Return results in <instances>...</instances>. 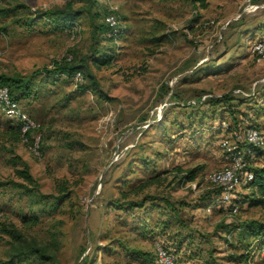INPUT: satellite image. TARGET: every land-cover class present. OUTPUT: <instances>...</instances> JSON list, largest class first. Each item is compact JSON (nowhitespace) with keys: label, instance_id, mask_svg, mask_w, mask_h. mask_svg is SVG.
<instances>
[{"label":"rangeland","instance_id":"1","mask_svg":"<svg viewBox=\"0 0 264 264\" xmlns=\"http://www.w3.org/2000/svg\"><path fill=\"white\" fill-rule=\"evenodd\" d=\"M228 3L0 0V74L39 71L16 100L35 118L41 152L0 108V264H149L132 251L155 258L157 242L177 264H264L257 251L237 260L258 237L242 223L264 222V203L248 200L254 187L236 186L235 213L206 209L220 189L208 175L234 166L243 131L256 125L264 137V60L250 50L264 38V0ZM68 7L82 10L69 25L47 14ZM109 13L117 37L104 30ZM94 51L114 57L96 66ZM65 60L82 65L80 80L47 72ZM261 149L247 165L264 163ZM23 164L34 182L22 188L9 181H23ZM195 166L182 180L177 168ZM62 183L68 196L56 204ZM145 195L154 198L127 206Z\"/></svg>","mask_w":264,"mask_h":264},{"label":"trees","instance_id":"2","mask_svg":"<svg viewBox=\"0 0 264 264\" xmlns=\"http://www.w3.org/2000/svg\"><path fill=\"white\" fill-rule=\"evenodd\" d=\"M200 7H205L207 5V0H195ZM0 12H2V9L0 8ZM82 13L81 9H74L71 7L68 8H63V9H54L51 11H48L47 14L49 17H51L53 19V22H55L57 25H69L71 23H73L75 21V19H77ZM104 24V30L107 33L108 31V26ZM100 28H103L100 26ZM96 52V53H95ZM94 55L91 56V61L94 65L96 66H101V65H106L107 63H109L114 55L111 52H107V51H94ZM81 66L79 64H74L71 63L70 61L65 60L62 63H58L57 65H55L54 67H52L51 69H48L47 72L50 74L53 73H63L66 74L68 76H72L74 75V73L76 71H80L82 76L83 73L81 71ZM39 71L34 70L30 75L28 76H21V75H3L0 74V85H6L9 88L10 94L11 96L14 94V92L18 93L17 96H13L14 99H18V97H26L28 95H30L33 91V77L36 73H38ZM95 91L98 92L97 89H95ZM101 94V92L99 93ZM220 99H216L215 101H218ZM256 126V125H255ZM16 137L17 139L20 141V129L18 124L16 123ZM248 146V145H247ZM251 150H253V152L258 156L263 154V150L261 148H251ZM19 158V157H17ZM249 158V154L248 152H245V159L248 160ZM14 166H16L15 161L13 159V163ZM253 173V178L247 183V187H254L251 195L248 197L249 203L251 205H258V204H262L264 203V163L262 165H257V166H248ZM201 169L200 166H195L192 168H187L185 170H180L177 168L178 171H180V173L182 174V180L184 181H192L195 179L197 172ZM15 175L18 178H21L23 181L22 182H17L14 180H10L9 182L13 183L15 186L18 187H25L27 185H31L34 182L33 177L31 176V174L28 171L27 165L23 164L22 166L19 167H15ZM151 178L148 179L147 182H150ZM5 184L2 183V181H0V185ZM27 184V185H26ZM137 190L142 189V186H138L136 187ZM59 193H57V195H55L53 198L55 199V203L58 204V202H60V200L64 199L65 197L68 196L67 192V185L65 184H60L59 185V189H58ZM44 196H47L44 194ZM154 197H147L146 195L143 196L140 199L137 200H130L127 201V206L128 207H137V206H142L143 202H145V200L147 199H153ZM54 210V208H53ZM23 218V222H26L27 220H30L28 218H25V216H22ZM35 220H31L30 222H28V225L31 223H35ZM241 229H243L247 235H258V237H256V241H262L264 240V222L263 221H258V220H251V221H245L242 223L241 225ZM7 230V232L12 235V237H14L15 239L21 240L22 235L17 232V231H13ZM27 251H36L38 248L34 247V246H28L26 247ZM249 247L247 248V250L242 253L240 256H238L237 260L239 262H245L248 260L249 258ZM39 252L40 249H38ZM133 254L135 255H142L144 256V259H146L148 261L149 264H153L154 263V258L153 257H148L147 253H144L143 251L136 249L132 251ZM41 258H47V255H40Z\"/></svg>","mask_w":264,"mask_h":264},{"label":"built area","instance_id":"3","mask_svg":"<svg viewBox=\"0 0 264 264\" xmlns=\"http://www.w3.org/2000/svg\"><path fill=\"white\" fill-rule=\"evenodd\" d=\"M104 23L108 26L107 36L117 37L120 33V27L115 15L109 13L104 17ZM251 52L255 53L259 59L264 60V38H259L250 43ZM75 80H80L82 74L80 71H76L73 75ZM0 108L3 114L15 120L20 129V140L26 143L29 149L37 156L40 152V138L31 135V131L36 128L37 123L27 111H25L14 99L6 85H0ZM243 140L247 143V147L242 150L239 145L235 146L232 155H235L234 166L226 167L223 170L212 172L208 175L209 181L218 186V192L211 197V201L207 206V210L220 207H229L231 213L237 212V205L232 203L235 188L238 184L247 186V183L253 178L252 170L248 167L251 161L250 156L255 153L251 148H261L264 145V137L259 128L256 126L247 127L243 131ZM245 152H248L249 158L245 159ZM238 158V159H236ZM247 163V164H246ZM239 164H245L243 169H240ZM253 247V249H251ZM249 250V255L255 251L264 255V240L256 241L253 243ZM155 258L153 264H177L175 256L169 249H167L162 243L157 242L155 244ZM250 260V258H248ZM247 260V262H249Z\"/></svg>","mask_w":264,"mask_h":264},{"label":"crops","instance_id":"4","mask_svg":"<svg viewBox=\"0 0 264 264\" xmlns=\"http://www.w3.org/2000/svg\"><path fill=\"white\" fill-rule=\"evenodd\" d=\"M229 1V3L227 5L224 6V9L226 10L228 7H232L233 6V0H207V2H210V5H217V4H225Z\"/></svg>","mask_w":264,"mask_h":264}]
</instances>
